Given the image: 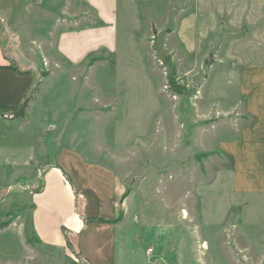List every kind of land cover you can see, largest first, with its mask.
<instances>
[{"label": "rangeland", "instance_id": "1", "mask_svg": "<svg viewBox=\"0 0 264 264\" xmlns=\"http://www.w3.org/2000/svg\"><path fill=\"white\" fill-rule=\"evenodd\" d=\"M64 1L21 8L38 76L0 78V101L36 87L25 110L0 105V264H84L35 225L65 237L117 211L149 224L163 264H264V144L224 141L253 121L243 79L264 90V0L124 1L117 50L78 64L55 49L82 11Z\"/></svg>", "mask_w": 264, "mask_h": 264}, {"label": "crops", "instance_id": "2", "mask_svg": "<svg viewBox=\"0 0 264 264\" xmlns=\"http://www.w3.org/2000/svg\"><path fill=\"white\" fill-rule=\"evenodd\" d=\"M41 1H44L42 6L40 5ZM124 1L129 2V0H82V4L79 6V9H82L80 13L63 12L69 15V20L73 21L74 25L60 31L55 48L59 56L73 64H78L91 53L101 49L115 52L117 50L115 46L119 40L120 7ZM44 3L45 0H2L0 2V65H10V61L14 60L18 69L22 71L27 70V66H33L31 62L35 61L32 54L34 49L32 40L34 39L31 37L28 43L25 40V43L23 42L22 27L25 20L16 16L22 10L21 8L30 15L35 14L36 16L39 15L40 8L43 11H51L50 8L45 9L49 4ZM71 3L70 0H65L62 3V10L71 6ZM35 4L37 5L35 6ZM29 24H32L31 20H29ZM54 24L52 27H55ZM23 52H25V59ZM29 64L31 65L29 66ZM21 72L9 68L0 69V78L7 73L17 78H25L28 76L27 74L37 73L34 70L27 73ZM31 84H34V81ZM34 87L35 85L32 88H27L22 96L19 95V99L0 101V105L20 103ZM241 88L239 95L245 99L247 115L253 121L249 127L243 129L239 139L231 137L224 141L243 143L246 140L259 139L264 144V90L254 88L252 78H248L247 83L243 79ZM224 150L234 157L232 150L226 148ZM262 168L264 169V153ZM62 175L65 176L63 172ZM117 209L119 210V207ZM49 225V221L47 228L46 226L40 227L38 223L35 225V232L41 240V244H45L48 248L62 249L69 254L74 251L84 264L165 263L160 253L164 242L162 244L156 242L157 239L154 240L148 234L150 230L147 225L149 224H145L135 215H127L126 211L122 216H119L117 211L116 215L109 218H101L97 215L80 217L71 226V235L65 237L51 234ZM68 242L72 249L69 248Z\"/></svg>", "mask_w": 264, "mask_h": 264}, {"label": "trees", "instance_id": "3", "mask_svg": "<svg viewBox=\"0 0 264 264\" xmlns=\"http://www.w3.org/2000/svg\"><path fill=\"white\" fill-rule=\"evenodd\" d=\"M5 68H9V69H14V70H16V71H19L17 68H12V67H10V66H7V67H5ZM0 69H1V66H0ZM21 71V70H20ZM19 71V72H20ZM35 90H36V87H34L32 90H31V92H29L25 97H24V101H23V103H22V106H21V109L22 110H25L28 106H29V103L32 101V94H34L35 93ZM63 174L65 175V177H67L66 176V173L65 172H63ZM69 182H71V181H69ZM10 225V222H3L2 224H0V229H3V228H6V227H8ZM40 240V239H39ZM40 242H41V240H40ZM68 244H69V246L71 245L69 242H68Z\"/></svg>", "mask_w": 264, "mask_h": 264}]
</instances>
